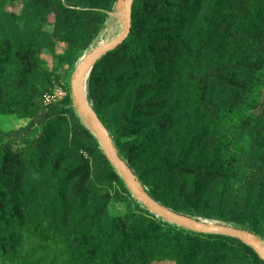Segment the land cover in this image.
<instances>
[{
	"label": "rangeland",
	"instance_id": "374dc122",
	"mask_svg": "<svg viewBox=\"0 0 264 264\" xmlns=\"http://www.w3.org/2000/svg\"><path fill=\"white\" fill-rule=\"evenodd\" d=\"M41 1L44 6L23 17L33 0H0V181L10 196L0 191L12 221L11 226L0 221V238L9 245L0 264H68L73 254L84 252L67 247L82 238L89 218L100 222L147 210L116 176L71 93L78 63L122 30L121 1L62 0L86 12L78 24L67 26L70 30L57 26L48 0ZM203 5L195 26L182 31L183 38L195 33L196 38L181 58L179 83L167 95L176 104L162 107L170 110L163 121L170 129L162 136L140 134L159 148L154 161L164 169L168 185L145 183L122 152L124 140L108 130L109 136L139 182L149 191L156 189V199L163 197L157 200L206 222L244 227L264 242V0H207ZM162 6V0H137L136 37L145 36ZM209 24L210 38L204 40ZM115 49L97 60V83L108 94L121 77L113 69L129 52L128 47L122 53ZM226 65L234 68L219 78L211 76V68ZM18 81L20 92L14 86ZM115 89L119 108L140 92V86ZM48 105H56L58 112L37 123ZM59 186L67 216L54 231L49 229L61 214L57 209L53 216L50 204ZM197 192L200 196L193 197ZM170 225L179 240L175 227L180 226ZM191 241L208 248L199 264H264L221 238ZM150 264L176 263L154 258Z\"/></svg>",
	"mask_w": 264,
	"mask_h": 264
},
{
	"label": "trees",
	"instance_id": "16d2710c",
	"mask_svg": "<svg viewBox=\"0 0 264 264\" xmlns=\"http://www.w3.org/2000/svg\"><path fill=\"white\" fill-rule=\"evenodd\" d=\"M162 1L163 6L162 8L160 7L161 10H155L154 17L150 20L149 28L144 37L135 36L137 23L135 5L137 0L134 1L131 7L130 32L124 42L112 51H120L122 47H128L129 50L128 57L113 69V72L120 71L121 73L120 79L111 85L114 90L110 89L108 94L100 89L97 83L98 61L94 64L87 80L92 106L99 119L119 142L124 140L121 147L122 152L128 157L132 166L137 169V175L145 183L149 182V185L153 184L155 187L159 186V188L166 187L169 180L162 171L164 169L159 167L154 161L159 148L150 143L147 137H140V134L143 131H149L162 136L164 132L169 131L170 124L163 125V121H165L166 114L170 110L162 111V107L166 104L172 106L176 104V102L171 100L173 96L168 97L167 95L174 87V84L179 83L182 76L181 58L196 38V33L183 38L182 31H186L185 27L192 24L195 26V18L207 0ZM44 4L41 0H33V3H29L28 9H24L23 17L31 12L32 9L44 6ZM48 4H50L51 10L57 16L56 25L65 29H68V25L78 24L82 14L86 13L84 10L71 8L70 6H73L71 4L67 3L65 5L62 0H48ZM208 26L209 29L202 34L204 40L210 38L209 30L211 31V24ZM213 29L217 30V26L213 25ZM238 39L242 38L238 37ZM120 52L122 53V51ZM233 68L234 66L232 65L211 68V76L219 78L223 76L224 70L230 71ZM19 81L14 86L20 92L22 90L20 89ZM138 86H140V92L135 101H132L131 96H128L125 104L122 108H119L118 98L120 97V92L116 91L115 88ZM102 87L106 88V86ZM213 101L211 99V107L213 106ZM204 106L208 108L210 104ZM57 112L56 105H48L36 122L42 123L44 119ZM23 135L24 133L10 134L9 138L13 139ZM207 170L209 171V169ZM116 176L120 179L119 175ZM149 180L155 182L150 183ZM0 186L1 191L6 192L7 195L10 194V189L5 187L2 180L0 181ZM155 190L154 188L151 191L148 190L154 198ZM1 191L0 221L4 226H11V217L4 210V200ZM198 196H200V192L193 195V197ZM162 198L157 195V199L162 201ZM163 204L170 207L167 202H163ZM50 205L53 208V216L58 214L56 211L60 209L61 218L59 222L49 229L56 231L59 225H65L67 216L65 192L62 187H57L55 197ZM89 220V223L85 224L86 227L82 238H75L67 247V250H83L84 252L82 255H79V253L73 254L68 264L75 263L82 258H84L85 264H150L154 258H168L176 264H199V256L206 252L208 248H203L199 244L196 245L191 241V238L193 240H198V238H221L232 245H236L237 250L243 253L250 252L253 256H256L250 247L229 236L218 234L203 235L175 227L178 235H180L178 240L170 232V223L158 219L147 210L139 209L136 213H130L124 217H106L100 222H96V219L91 220L89 218ZM8 246L6 240H1L0 238V257L8 254L6 252L8 251L6 250Z\"/></svg>",
	"mask_w": 264,
	"mask_h": 264
},
{
	"label": "water",
	"instance_id": "95a60500",
	"mask_svg": "<svg viewBox=\"0 0 264 264\" xmlns=\"http://www.w3.org/2000/svg\"><path fill=\"white\" fill-rule=\"evenodd\" d=\"M123 3L125 13V25L123 29L109 42L100 45L92 51L78 69L74 81L73 101L80 105L93 128L94 135L98 140L100 149L110 164L115 168L117 174L125 183L127 189L140 201L147 210L163 221L180 226L187 230L202 234H218L233 237L249 246L264 262V242L263 240L244 227L228 224L225 222H205L194 216L184 214L167 207L160 201L156 200L143 186L136 175L131 171L123 158L117 153L116 148L111 143V138L107 128L100 121L92 104L87 99L85 75L91 72L94 64L107 52L121 45L127 38L131 29V7L133 0H120Z\"/></svg>",
	"mask_w": 264,
	"mask_h": 264
},
{
	"label": "bare ground",
	"instance_id": "6f19581e",
	"mask_svg": "<svg viewBox=\"0 0 264 264\" xmlns=\"http://www.w3.org/2000/svg\"><path fill=\"white\" fill-rule=\"evenodd\" d=\"M121 4V14H122V19H121V22H122V29H123V27H124V25H125V13H124V8H123V3L121 2L120 3ZM107 42H109V41H107ZM107 42H105V43H107ZM102 44H104V43H102ZM102 44H100V45H102ZM99 45V46H100ZM99 46H97L96 48H94L92 51H94L95 49H97ZM91 51V52H92ZM90 52V53H91ZM90 53L86 56V57H84L79 63H78V65H77V68H76V71H75V75H74V80H73V83H74V81H75V77H76V74H77V71H78V69L81 67V65H82V63L85 61V59L90 55ZM88 74H86L85 75V80H87V78H88ZM72 83V89H71V93H72V97L74 96V84ZM78 109H79V113H80V116H81V119H83V121L91 128V130L93 131V128H92V126H91V124H90V122H89V120H88V118H87V116H86V114H85V111L83 110V108L80 106V105H78ZM93 133H94V131H93ZM206 222V221H205Z\"/></svg>",
	"mask_w": 264,
	"mask_h": 264
}]
</instances>
